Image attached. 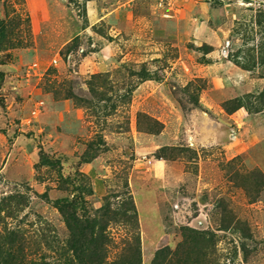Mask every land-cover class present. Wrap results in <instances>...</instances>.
I'll return each instance as SVG.
<instances>
[{"label":"rangeland","instance_id":"obj_1","mask_svg":"<svg viewBox=\"0 0 264 264\" xmlns=\"http://www.w3.org/2000/svg\"><path fill=\"white\" fill-rule=\"evenodd\" d=\"M0 21V264H79L62 205L94 263L264 264V0H0Z\"/></svg>","mask_w":264,"mask_h":264},{"label":"trees","instance_id":"obj_2","mask_svg":"<svg viewBox=\"0 0 264 264\" xmlns=\"http://www.w3.org/2000/svg\"><path fill=\"white\" fill-rule=\"evenodd\" d=\"M6 29H5V26H4V22L0 21V35L3 37V34H5L6 32ZM237 64V63H236ZM238 65V64H237ZM239 67H241V69H244V70H247V71H252L251 69L245 67V66H242V65H238ZM244 106L243 105H240L236 108L235 111H238L239 109L243 108ZM224 109H226V111L229 112V110L224 107ZM46 160V159H45ZM44 164L43 165H47L49 166L50 164H52L50 161H42ZM59 210L61 211V213L64 215L65 217V220L68 224V227L70 229V231L72 232L73 234V237L77 236L75 239H74V246H73V253L75 254V259L79 260V264H109L107 262H105V259L100 257V255H98L96 258L98 260V257H99V261L100 263H94L95 260H91V258L88 257V253L86 252V247L84 245L81 244V241H80V235L78 233H75V229H78V230H83L82 228V222L81 220L77 217V214H76V211L73 210L72 206H65V205H62L60 207ZM95 227V231H96V228H97V225L96 224H91L90 228H93ZM79 237V238H78ZM101 238V241L103 242V244H105V239H106V236H104V230L101 232V234L98 236ZM88 252H89V249H88ZM99 252L100 254H105L104 252V247L103 249H99ZM92 253V252H91ZM95 256L99 253H93ZM95 258V259H96ZM111 264H121V263H111ZM130 264V263H129Z\"/></svg>","mask_w":264,"mask_h":264},{"label":"crops","instance_id":"obj_3","mask_svg":"<svg viewBox=\"0 0 264 264\" xmlns=\"http://www.w3.org/2000/svg\"><path fill=\"white\" fill-rule=\"evenodd\" d=\"M133 1V0H132Z\"/></svg>","mask_w":264,"mask_h":264}]
</instances>
